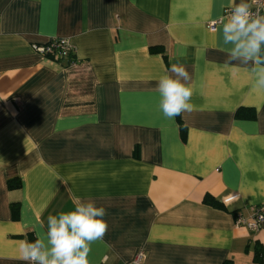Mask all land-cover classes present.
<instances>
[{"label": "crops", "instance_id": "1", "mask_svg": "<svg viewBox=\"0 0 264 264\" xmlns=\"http://www.w3.org/2000/svg\"><path fill=\"white\" fill-rule=\"evenodd\" d=\"M229 6L0 0V264H28L18 242L77 198L107 213L89 264H123L141 250V264H253L264 223L252 231L235 219L264 203V91L250 66L226 63L222 22L207 27ZM51 37L68 40L74 62L31 48ZM174 63L190 74L193 107L167 119L157 85ZM239 108L255 116L237 118ZM15 177L20 186L8 189ZM205 194L237 197L217 208Z\"/></svg>", "mask_w": 264, "mask_h": 264}, {"label": "clouds", "instance_id": "2", "mask_svg": "<svg viewBox=\"0 0 264 264\" xmlns=\"http://www.w3.org/2000/svg\"><path fill=\"white\" fill-rule=\"evenodd\" d=\"M221 31L226 63L250 66L254 88L264 91V12H253L247 0H232ZM190 80L186 67L179 63L160 76L158 107L165 118L192 111ZM106 214L94 200L77 198L72 210L49 214L47 230L37 233L34 241L18 242L19 259L28 264H89L91 245L102 240L108 230Z\"/></svg>", "mask_w": 264, "mask_h": 264}, {"label": "built area", "instance_id": "3", "mask_svg": "<svg viewBox=\"0 0 264 264\" xmlns=\"http://www.w3.org/2000/svg\"><path fill=\"white\" fill-rule=\"evenodd\" d=\"M250 8L253 12L261 10L264 12V0H248ZM232 6L225 7L222 12V16L219 19L211 20L207 23V27L210 30H214L217 25L222 22L231 12ZM31 48L38 52L43 58L53 60L54 57L60 59H66L72 54V47L67 39L61 37H51L42 44L33 43ZM237 197L236 194L229 195L222 199V204L225 205ZM262 223H264V203L254 205L250 207V213L244 217L238 215L235 219L236 225H243L247 229L257 231L260 229ZM145 257L144 252L138 251L134 256L123 264H141Z\"/></svg>", "mask_w": 264, "mask_h": 264}, {"label": "trees", "instance_id": "4", "mask_svg": "<svg viewBox=\"0 0 264 264\" xmlns=\"http://www.w3.org/2000/svg\"><path fill=\"white\" fill-rule=\"evenodd\" d=\"M54 61L59 62L61 59L58 57H54L53 58ZM73 61V57L72 54L69 55L66 58V63H72ZM235 116L238 117H243V118H253L254 112L252 109L249 108H239L236 110L235 112ZM178 123L180 126V132H181V136H184V128L182 127V124L180 122V120L178 119ZM20 186V180L19 178L15 177V178H11L7 180V188L8 189H13V188H18ZM203 202L205 204L211 205L213 207H217V208H224V205L217 201L216 199H214L210 194H205L203 197ZM11 208V214L13 218H17L18 215V206L17 204H11L10 205ZM233 212V211H232ZM29 241L32 242L35 240V237L33 235H29ZM252 262L253 264H264V249H262L261 245L258 243H255L253 245V249H252ZM223 264H231L229 261L223 263Z\"/></svg>", "mask_w": 264, "mask_h": 264}]
</instances>
